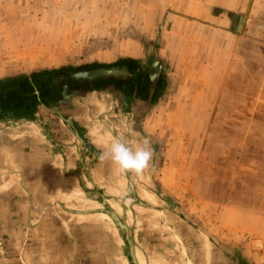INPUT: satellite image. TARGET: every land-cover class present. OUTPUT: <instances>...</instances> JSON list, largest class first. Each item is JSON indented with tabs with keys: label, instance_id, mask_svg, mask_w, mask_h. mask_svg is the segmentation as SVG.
I'll return each instance as SVG.
<instances>
[{
	"label": "crops",
	"instance_id": "1",
	"mask_svg": "<svg viewBox=\"0 0 264 264\" xmlns=\"http://www.w3.org/2000/svg\"><path fill=\"white\" fill-rule=\"evenodd\" d=\"M54 1L0 0L3 261L264 264V216L229 206L212 183H187L186 196L172 174L183 176L189 145L193 153L216 128L226 92L244 95L229 86L243 0H142L141 23L128 18V0H91L121 21L106 24L82 63L86 0L71 9L63 2L72 0ZM78 71L98 73L74 78ZM146 105L149 115L135 117ZM121 135L152 144V166L140 176L98 158V145Z\"/></svg>",
	"mask_w": 264,
	"mask_h": 264
},
{
	"label": "rangeland",
	"instance_id": "2",
	"mask_svg": "<svg viewBox=\"0 0 264 264\" xmlns=\"http://www.w3.org/2000/svg\"><path fill=\"white\" fill-rule=\"evenodd\" d=\"M5 1L7 0H3V2ZM12 1L18 0H10V3ZM59 1L62 0H56L54 3L59 4ZM72 1L69 3L63 2V5L71 9V5L76 0ZM151 2L155 6L161 5V0H151ZM83 3L84 0L80 3V6ZM141 4L142 0H128V18L141 23L138 20L141 13L136 12L137 9L140 10ZM241 5L236 10L242 14L239 36L242 44L234 53V69H232L229 86L231 91H240L244 95L243 97L233 96L232 92H226L224 107L220 108L221 105L219 104V109L214 113V120L216 119L214 124H217V129L213 130L212 126L204 141L197 145V150L193 153L194 144H188L190 149L185 151L183 155L186 156L180 161L181 167L177 168L178 170L181 169L183 176H180L175 169L172 174L179 178L178 182L181 178V184L185 186L184 189L187 188L186 196L193 195L191 186H187V183H199L203 186L206 183H212L218 197L222 198L223 195L229 206L240 207L244 211H250L263 217L264 0H243ZM104 6L102 1L101 9L103 11L105 10ZM108 8L109 6L106 5V9ZM99 10L96 7V1L93 3L91 0L89 2L86 0L80 21L85 20L84 24H87L78 29L80 36L81 33L84 34L85 32V47L82 52L79 49L75 56L77 63L94 58V54L99 49L97 41L103 35L108 34L105 29L108 22L114 19L116 22L121 21L119 17L108 14L109 10L100 11V14H98ZM37 18H41V16L39 15ZM20 26L23 27V25ZM21 39L24 40L23 37ZM144 39L147 40L148 37H144ZM150 40L149 42H151ZM101 50H104V46H101ZM0 56H2L1 53ZM81 67L75 68L80 69ZM75 68L73 69L76 70ZM6 69L13 70L12 67ZM30 69L29 67L28 70ZM146 106V108H140L142 114L139 116L136 113L135 117L141 118L149 115L147 114L149 105ZM236 120L242 123H238ZM218 123H224L225 126H219ZM166 138H169V136H166ZM164 145L167 150L169 146L165 142ZM162 148V144L159 143L157 149L161 152ZM189 154L197 155L198 161H192ZM206 172L210 175H207ZM184 189H182V192H184ZM0 264H6L1 254Z\"/></svg>",
	"mask_w": 264,
	"mask_h": 264
},
{
	"label": "clouds",
	"instance_id": "3",
	"mask_svg": "<svg viewBox=\"0 0 264 264\" xmlns=\"http://www.w3.org/2000/svg\"><path fill=\"white\" fill-rule=\"evenodd\" d=\"M101 148L99 160L110 163L119 174L142 175L152 166L155 151L149 139L145 138L130 145L124 135L111 140ZM123 195V194H121Z\"/></svg>",
	"mask_w": 264,
	"mask_h": 264
},
{
	"label": "water",
	"instance_id": "4",
	"mask_svg": "<svg viewBox=\"0 0 264 264\" xmlns=\"http://www.w3.org/2000/svg\"><path fill=\"white\" fill-rule=\"evenodd\" d=\"M106 72H112L113 69H105ZM98 71H78L73 73L74 78H92L96 76Z\"/></svg>",
	"mask_w": 264,
	"mask_h": 264
}]
</instances>
